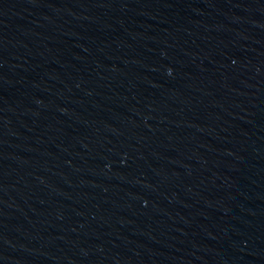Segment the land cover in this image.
Segmentation results:
<instances>
[{
    "label": "water",
    "instance_id": "obj_1",
    "mask_svg": "<svg viewBox=\"0 0 264 264\" xmlns=\"http://www.w3.org/2000/svg\"><path fill=\"white\" fill-rule=\"evenodd\" d=\"M0 264H264V0H0Z\"/></svg>",
    "mask_w": 264,
    "mask_h": 264
}]
</instances>
